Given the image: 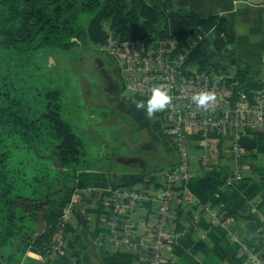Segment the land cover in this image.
Listing matches in <instances>:
<instances>
[{"label": "trees", "instance_id": "obj_1", "mask_svg": "<svg viewBox=\"0 0 264 264\" xmlns=\"http://www.w3.org/2000/svg\"><path fill=\"white\" fill-rule=\"evenodd\" d=\"M161 23L162 38H176L182 48L190 39L203 36L189 57L200 71L210 70L211 60L226 48L222 37L227 34L225 19L203 18L187 6L177 5L176 0H0V263L22 264L26 252H31L43 256L44 264H85L80 258L72 263L60 253L50 255L53 237L73 196L109 186L110 171L90 168V155L81 134L73 121L64 118L65 82L42 71L39 53H70L87 47L100 51L108 39L105 24L121 36L144 38L147 31L160 29ZM210 32H214V38L208 36ZM110 59L116 64L112 75L121 84V68ZM68 80L71 84L67 79V86ZM238 80L244 84L243 76ZM95 114L97 123L106 116L104 112ZM154 118L158 120H154L153 132L167 154L179 159L158 112ZM76 123L86 130L81 117ZM101 125L97 128L100 131L104 128ZM242 144L249 151L264 153L261 133H248ZM97 147L98 154H104L105 147ZM178 163L171 162V166ZM255 171L262 176L260 180L246 178L237 186H228L227 191L223 189L226 172L214 168L192 178L187 189L201 205L247 212L249 201L259 193L263 192L264 199V169ZM145 177L140 181L145 185L155 178L146 181ZM41 218L44 226L38 231ZM203 227L209 230L208 240L182 238L175 245L177 264H243L238 245L228 240L225 229L213 224ZM65 230L66 234L74 231L71 227ZM76 243L81 244V240L76 238L72 247ZM199 253L206 255L205 263L197 260ZM103 261L132 264L133 258L103 253ZM26 264L43 263L29 260Z\"/></svg>", "mask_w": 264, "mask_h": 264}, {"label": "crops", "instance_id": "obj_2", "mask_svg": "<svg viewBox=\"0 0 264 264\" xmlns=\"http://www.w3.org/2000/svg\"><path fill=\"white\" fill-rule=\"evenodd\" d=\"M176 4L187 6L203 18L216 16L226 20L227 34H222L227 42L226 48L223 52L217 53L211 62V68L218 76L229 77L241 84L238 80L241 75L244 77L243 85H248L250 90H254L255 85L264 88V0H176ZM208 36L214 38V32H210ZM139 111L145 110L138 108L137 112ZM182 135L186 139L188 151L191 154V179L201 177L208 172L202 167L200 159L201 134L186 129ZM168 136L170 137L169 133ZM157 138L158 136L153 132L152 139ZM227 142L215 141L214 168L224 170L225 177H232L236 175L240 167L246 175L245 179L255 177L254 180H260L262 176L255 170L264 169V153L246 149L247 152L242 158L231 159L229 138ZM178 160L175 162L178 163ZM171 165L166 163L165 166L156 170L140 169L121 176L111 172L108 174V188L89 189L76 194L79 204L75 209H70L65 217V226L71 227L74 231H69L67 234L64 231V246L58 248L57 253L67 257L72 263L80 258L85 264H105L103 253H121L130 255L133 258L132 264H150V245L157 234L158 212L164 195V178L174 167ZM145 172L151 173L145 175ZM145 176H150L151 180L155 177L154 181L145 185L140 182ZM225 177L223 189L227 191L228 186L240 184L232 182L228 185ZM133 183L135 185H131ZM187 184L181 182L175 188L170 215L165 223L170 236L166 242L164 264L178 263L175 245L182 238L194 242L208 240L209 230L205 229L203 224H213L225 229L228 240L239 247V258L242 257L243 250L246 248L264 257V207L260 206L264 204L263 192L249 201L250 207L247 212L232 209L228 212L222 206L199 204V200L188 191ZM115 188H132L143 195L136 210L128 209L126 202L123 207V215L130 218L134 224L133 241L135 243L132 248L123 245L121 242L123 233L120 230L113 233L108 225L111 193ZM223 223H226V226H223ZM59 232L60 229L53 239L59 235ZM76 238L81 240V244L76 243L72 247ZM31 255L37 260L45 259L34 253ZM196 258L203 263L207 259L202 253H199ZM242 259L243 264H248L245 256Z\"/></svg>", "mask_w": 264, "mask_h": 264}, {"label": "built area", "instance_id": "obj_3", "mask_svg": "<svg viewBox=\"0 0 264 264\" xmlns=\"http://www.w3.org/2000/svg\"><path fill=\"white\" fill-rule=\"evenodd\" d=\"M109 36L101 50L117 57L115 59L119 62L121 73L133 87L131 93L134 96L142 97L145 92L150 96L152 88L156 86L166 89L171 96L169 104L159 113L164 123L171 128L169 135L173 146L177 148L179 163L165 175L157 234L150 245V264H164L166 242L170 236L165 223L170 215L175 188L181 182L187 184L192 176L191 154L182 134L186 129L201 134L200 159L206 171L213 170L215 166V141L228 143L229 138L231 159L242 158L247 152L242 139L248 133L264 135V88L246 89L247 86L229 77L218 76L213 68L198 71V66L191 63L189 57L203 36L190 39L185 48L176 38L149 43L136 36H121L115 32ZM201 91L214 94L207 108L197 106L191 100L193 94ZM245 177L243 170L238 167L236 175L226 176L225 180L230 185L232 182L240 183ZM145 180H151L150 176ZM111 195L108 225L113 233L120 230L123 233L121 242L132 248L135 243L134 224L123 215V207L126 202L128 209L136 210L143 195L132 188H115ZM76 196L72 199L71 209L78 204ZM222 225L226 226V223ZM64 236L62 226L54 239L57 249L64 246ZM243 255L248 264H264V257L252 249H244Z\"/></svg>", "mask_w": 264, "mask_h": 264}, {"label": "rangeland", "instance_id": "obj_4", "mask_svg": "<svg viewBox=\"0 0 264 264\" xmlns=\"http://www.w3.org/2000/svg\"><path fill=\"white\" fill-rule=\"evenodd\" d=\"M151 28H155V25ZM104 30L107 31L108 37L114 32L109 24L104 25ZM163 30L161 23L160 29L147 31L144 38H141V35L136 37L150 43L163 39L161 36ZM47 54L39 53L38 66L47 75L59 79L62 83L65 82L64 118L67 121H73L75 128L81 134L85 148L90 155V168L106 169L116 176H121L134 173L139 169L156 170L165 166L166 163L176 161L174 154H167L160 138L152 139L154 120L158 119L154 118V114L149 117L146 111L137 112L136 104L139 97L131 93L133 87L130 86L129 81L122 74L123 82L120 84L112 75L116 64L112 63L110 58L115 60L118 67L120 66L118 60L115 59L116 56L106 51H97L93 47L74 50L70 53L55 51ZM67 79L71 80V84L68 80V86L66 85ZM80 88L83 94L80 93ZM148 97L149 94L145 92L140 98L146 100ZM134 108L137 109L134 110ZM102 112L106 113V116L100 123H97L99 117L95 113L101 114ZM159 115L163 119L160 113ZM78 117H81L82 121L85 120L86 130L83 131L76 123ZM99 125L104 127L101 131L97 129L100 128ZM163 128L167 134L171 132V128L164 123V120ZM101 144L105 147L104 154H98L100 147L97 145L101 146ZM171 144L173 145V142ZM72 199L59 225L60 228L63 226L64 231H66L65 217L71 209ZM78 204L72 209H75ZM55 246L53 239V249L50 255H56L59 252ZM25 255L22 264L29 263V260L47 263L46 259L37 260L31 257L33 256L31 252H26Z\"/></svg>", "mask_w": 264, "mask_h": 264}, {"label": "clouds", "instance_id": "obj_5", "mask_svg": "<svg viewBox=\"0 0 264 264\" xmlns=\"http://www.w3.org/2000/svg\"><path fill=\"white\" fill-rule=\"evenodd\" d=\"M214 99V94L210 92H198L193 94L191 97L192 102L197 106L209 107L210 102ZM171 96L168 94L167 90L156 86L151 90L150 96L146 100H140L137 102L136 107L139 109H144L146 114L151 117L154 113L165 109L169 104Z\"/></svg>", "mask_w": 264, "mask_h": 264}, {"label": "water", "instance_id": "obj_6", "mask_svg": "<svg viewBox=\"0 0 264 264\" xmlns=\"http://www.w3.org/2000/svg\"><path fill=\"white\" fill-rule=\"evenodd\" d=\"M43 226H44V222H43V219L41 218L40 219V225L38 227V231H41L43 229Z\"/></svg>", "mask_w": 264, "mask_h": 264}]
</instances>
